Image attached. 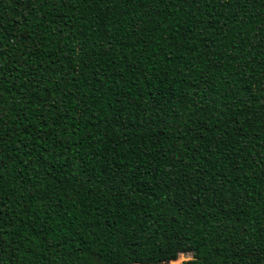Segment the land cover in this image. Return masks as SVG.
Instances as JSON below:
<instances>
[{"label": "trees", "instance_id": "16d2710c", "mask_svg": "<svg viewBox=\"0 0 264 264\" xmlns=\"http://www.w3.org/2000/svg\"><path fill=\"white\" fill-rule=\"evenodd\" d=\"M264 264V0H0V264Z\"/></svg>", "mask_w": 264, "mask_h": 264}, {"label": "rangeland", "instance_id": "374dc122", "mask_svg": "<svg viewBox=\"0 0 264 264\" xmlns=\"http://www.w3.org/2000/svg\"><path fill=\"white\" fill-rule=\"evenodd\" d=\"M190 258H191V255L189 254L180 255L176 262H173L170 264H183L185 261L189 260Z\"/></svg>", "mask_w": 264, "mask_h": 264}, {"label": "bare ground", "instance_id": "6f19581e", "mask_svg": "<svg viewBox=\"0 0 264 264\" xmlns=\"http://www.w3.org/2000/svg\"><path fill=\"white\" fill-rule=\"evenodd\" d=\"M173 263V262H172Z\"/></svg>", "mask_w": 264, "mask_h": 264}]
</instances>
